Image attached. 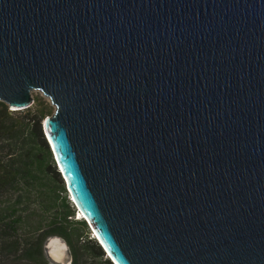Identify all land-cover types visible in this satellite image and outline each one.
Returning a JSON list of instances; mask_svg holds the SVG:
<instances>
[{
	"label": "water",
	"instance_id": "obj_1",
	"mask_svg": "<svg viewBox=\"0 0 264 264\" xmlns=\"http://www.w3.org/2000/svg\"><path fill=\"white\" fill-rule=\"evenodd\" d=\"M33 92L112 264H264V0H0V102Z\"/></svg>",
	"mask_w": 264,
	"mask_h": 264
},
{
	"label": "trees",
	"instance_id": "obj_2",
	"mask_svg": "<svg viewBox=\"0 0 264 264\" xmlns=\"http://www.w3.org/2000/svg\"><path fill=\"white\" fill-rule=\"evenodd\" d=\"M51 114L43 98L15 112L0 102V264H48L44 242L55 236L71 246V264H112L88 239L86 221L75 219L42 130Z\"/></svg>",
	"mask_w": 264,
	"mask_h": 264
},
{
	"label": "bare ground",
	"instance_id": "obj_3",
	"mask_svg": "<svg viewBox=\"0 0 264 264\" xmlns=\"http://www.w3.org/2000/svg\"><path fill=\"white\" fill-rule=\"evenodd\" d=\"M81 215V214H80ZM83 217V216H82ZM55 240H51V242L49 241V245H51L52 250H51V255L48 249V255L54 259L57 260L59 262L65 263L69 261V256H67V253L65 252V248H63L61 245H58L57 243H54ZM48 245V246H49Z\"/></svg>",
	"mask_w": 264,
	"mask_h": 264
},
{
	"label": "rangeland",
	"instance_id": "obj_4",
	"mask_svg": "<svg viewBox=\"0 0 264 264\" xmlns=\"http://www.w3.org/2000/svg\"><path fill=\"white\" fill-rule=\"evenodd\" d=\"M32 96H33V103L35 102V100H37V99H41V98H43L44 99V101H46V102H48L47 101V99L46 98H44V97H42L41 96V93H39V92H33L32 93ZM52 107V106H51ZM53 107H52V113H53ZM48 116H50V115H48ZM72 206H73V204H72ZM77 217H79V215H77V214H75ZM88 225V224H87ZM71 229V231H73V230H76L77 229V227L76 226H72V228H70ZM90 228H89V226H88V234H87V236H89L88 237V239H91L93 236H91V233H90ZM77 232V231H76ZM63 239V238H62ZM93 239V238H92ZM64 240V242L66 243V245H67V248H68V250H69V252L71 253V256H72V251H71V246L69 245V243L65 240V239H63ZM50 242H51V240H50ZM57 242H59V241H57V240H55V242L54 243H57ZM94 242H96V243H98L96 240L94 241ZM58 245H60L59 243H58ZM49 252H50V255H51V250H52V247H51V245H49ZM63 247V246H62ZM105 258H107L106 256H104V258H103V260L105 259ZM108 259V258H107ZM72 260H73V256H72ZM46 262H48V264H51L47 259H46Z\"/></svg>",
	"mask_w": 264,
	"mask_h": 264
},
{
	"label": "clouds",
	"instance_id": "obj_5",
	"mask_svg": "<svg viewBox=\"0 0 264 264\" xmlns=\"http://www.w3.org/2000/svg\"><path fill=\"white\" fill-rule=\"evenodd\" d=\"M71 202H72V201H71ZM75 208H76V207H75ZM76 210H77V209H76ZM76 214H77V215H79V216L81 217V219H83V220H84V218H83V217L80 215V213H79V211H78V210H77ZM75 219H77V218H76V216H75ZM78 220H79V219H78ZM91 232H92V231H91ZM95 240H96V239H95ZM96 241H97V240H96ZM106 257H107V255H106ZM107 258H108V257H107ZM108 259H109V258H108Z\"/></svg>",
	"mask_w": 264,
	"mask_h": 264
},
{
	"label": "built area",
	"instance_id": "obj_6",
	"mask_svg": "<svg viewBox=\"0 0 264 264\" xmlns=\"http://www.w3.org/2000/svg\"><path fill=\"white\" fill-rule=\"evenodd\" d=\"M76 218H77V219H81L80 216H79V217L76 216ZM91 236H93V237H92L93 239H96V237H95V235L93 234V232H91ZM92 238H91V239H92Z\"/></svg>",
	"mask_w": 264,
	"mask_h": 264
}]
</instances>
